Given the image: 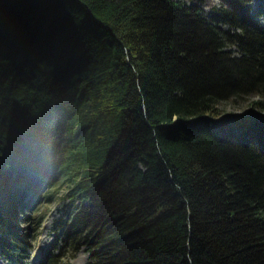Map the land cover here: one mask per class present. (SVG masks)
<instances>
[{"label":"trees","instance_id":"obj_1","mask_svg":"<svg viewBox=\"0 0 264 264\" xmlns=\"http://www.w3.org/2000/svg\"><path fill=\"white\" fill-rule=\"evenodd\" d=\"M250 1L0 0L4 252L22 255L18 220L63 179L51 264L82 246L86 264H264Z\"/></svg>","mask_w":264,"mask_h":264},{"label":"rangeland","instance_id":"obj_2","mask_svg":"<svg viewBox=\"0 0 264 264\" xmlns=\"http://www.w3.org/2000/svg\"><path fill=\"white\" fill-rule=\"evenodd\" d=\"M184 2L199 3L203 7V11L207 14L213 13V6L218 5L219 0H182ZM251 9L255 14L264 8V0H251ZM264 22V17L259 16ZM233 49L236 47L231 46ZM232 49V50H233ZM235 51V50H233ZM251 97V98H250ZM253 99L254 95H249L245 99ZM249 100H237L233 102L227 100L221 104L223 114L244 110L246 102ZM67 181L61 179L55 183L51 190L50 199L38 198L36 204L32 207L30 216L27 221L19 219L17 231L23 236L22 255L11 256L4 252L0 247V264H51L50 255L55 250L54 242L56 238V220L60 219L64 213L61 210L63 203L68 202L65 196L67 191ZM46 190V188L44 189ZM89 251L86 246H82L76 252L66 251L56 264H86L89 260Z\"/></svg>","mask_w":264,"mask_h":264}]
</instances>
